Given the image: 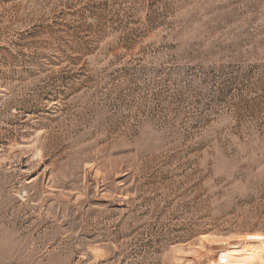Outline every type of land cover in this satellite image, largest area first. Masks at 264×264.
I'll return each mask as SVG.
<instances>
[{"label":"rangeland","instance_id":"obj_1","mask_svg":"<svg viewBox=\"0 0 264 264\" xmlns=\"http://www.w3.org/2000/svg\"><path fill=\"white\" fill-rule=\"evenodd\" d=\"M244 239L264 0H0V264H264Z\"/></svg>","mask_w":264,"mask_h":264},{"label":"bare ground","instance_id":"obj_2","mask_svg":"<svg viewBox=\"0 0 264 264\" xmlns=\"http://www.w3.org/2000/svg\"><path fill=\"white\" fill-rule=\"evenodd\" d=\"M244 240L246 242H248L250 247L253 249V254H252L253 256L252 257H257V259L262 258L264 260V241H258L257 239H248V240L244 239ZM240 245H242V242L235 244V245L233 244L232 247L228 248L227 250H223L219 255V260L224 261V262H228V263H236L237 264L240 261V259H239L240 257L238 258L236 256L235 250L237 248L240 249L239 248ZM240 256H242V255H240Z\"/></svg>","mask_w":264,"mask_h":264}]
</instances>
